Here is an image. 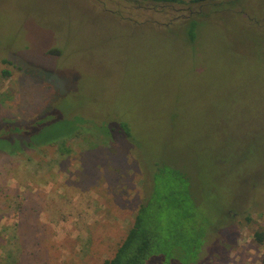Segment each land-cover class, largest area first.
<instances>
[{
  "label": "rangeland",
  "instance_id": "obj_1",
  "mask_svg": "<svg viewBox=\"0 0 264 264\" xmlns=\"http://www.w3.org/2000/svg\"><path fill=\"white\" fill-rule=\"evenodd\" d=\"M218 1L192 41L196 7L0 0V134L87 129L0 153V264L15 228L21 264H104L148 194L152 264H261L264 0Z\"/></svg>",
  "mask_w": 264,
  "mask_h": 264
},
{
  "label": "trees",
  "instance_id": "obj_2",
  "mask_svg": "<svg viewBox=\"0 0 264 264\" xmlns=\"http://www.w3.org/2000/svg\"><path fill=\"white\" fill-rule=\"evenodd\" d=\"M137 2L147 3L153 2L157 5L174 6V5H186L188 9L196 7V10H192L191 15L184 18L182 22L189 24L190 38L193 41L196 37L195 31L197 30L198 24L200 23L197 19V15H202L205 13V7L207 6H218L220 3L217 0H135ZM224 3V2H223ZM195 18V19H193ZM191 25V26H190ZM8 73V71H5ZM73 122L67 121L66 124L70 125ZM13 126L11 123L4 121L1 125ZM51 131V128L44 129L43 127L36 132L25 131L24 133L19 132L18 129L10 130L8 132H3L0 134V153H6L10 156H15L30 149H38L43 146H57L62 148L67 142L74 137H81V134L87 131L82 127H78L75 131L69 132L58 137H51L47 133ZM109 131L117 132L118 137L122 140L129 142L133 140L132 131L126 123L120 125H112ZM22 133V134H21ZM111 133V132H110ZM16 134L28 135L23 139H17ZM40 136V137H38ZM45 141H41V139ZM15 142L14 144L11 143ZM154 200L149 198V194L145 197L138 213L135 216L134 224L129 229L125 239L117 249L115 255L111 259H107L104 264H152L155 263V255L158 254L164 244L163 235L160 233L159 229L155 225L153 220V213H151V208ZM215 230V227H213ZM15 233L9 239V242L4 243L5 255L8 260V264H21V259L24 257L25 248L24 244L21 242V236L18 234V228L14 229ZM20 236V237H19ZM255 242L264 248V231H257L254 235ZM14 240V241H12ZM8 245V246H7ZM187 260L185 264H189ZM3 262V260H2ZM2 264V263H1ZM261 264H264V254L262 257Z\"/></svg>",
  "mask_w": 264,
  "mask_h": 264
}]
</instances>
